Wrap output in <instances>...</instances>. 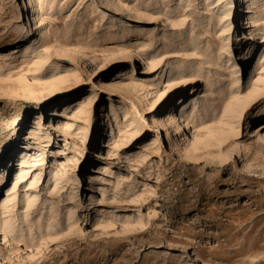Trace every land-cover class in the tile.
Instances as JSON below:
<instances>
[{"label": "rangeland", "instance_id": "374dc122", "mask_svg": "<svg viewBox=\"0 0 264 264\" xmlns=\"http://www.w3.org/2000/svg\"><path fill=\"white\" fill-rule=\"evenodd\" d=\"M35 1L0 0V264H264V0Z\"/></svg>", "mask_w": 264, "mask_h": 264}, {"label": "bare ground", "instance_id": "6f19581e", "mask_svg": "<svg viewBox=\"0 0 264 264\" xmlns=\"http://www.w3.org/2000/svg\"><path fill=\"white\" fill-rule=\"evenodd\" d=\"M35 2H36L35 0H24V5L30 6L31 12H33L32 15H35V13H36ZM251 8H255L254 2H251ZM217 19H218V21L225 20V18L221 15H217ZM248 20H249L248 23H253L252 21H250V18ZM226 25L224 23L221 24L222 28H224V30H227V32L224 33L223 35H227L230 33L229 28H227ZM124 86L125 85H124L123 81H121V80H115L114 81L113 88L111 90H113L115 97H119V96L124 94V92L127 90V88L124 89ZM256 102H254V105L256 104ZM254 105L253 104L252 105H250V104L249 105L248 104L242 105L240 107V109L238 110L239 114H242V112L246 108V106L253 107ZM83 111L84 110H82L80 108V106L73 105V106L69 107L67 112L64 113V117L68 118V119H72L76 114L83 113ZM260 112L261 113L263 112V116H264V108ZM155 114L156 115L152 121L151 126H152V131L155 133H158V134L163 133V132H170V131H172V128H174L175 126L179 130V132H181L182 130H184L185 126L189 125V122H186V118L185 119L180 118V116H178L176 114V111H172V109H169L166 107L160 108L158 111H156ZM254 126H255L254 127L255 132H261L264 129V120L255 122ZM229 127H230V125H229ZM61 128H63V126H61ZM191 128H194V132L195 133L197 132V134H200V135L192 137V139L188 138L187 145L185 147L186 151H192V152L196 151L198 149L199 144L202 142L201 138H206L208 140H214V139L217 140V139H219L218 136H220L222 134L220 131L222 129L221 126L206 127V130L202 131V132L199 131L200 129H197L193 126H191ZM34 129H29V131H28V133L30 134L27 136V138H29V141L33 140L37 137L36 134H33ZM201 133H203V134H201ZM219 140L223 141V139H219ZM14 158H15L14 164H15V169H16L15 170L16 171L15 177H17L19 179L26 177L27 176L26 172H28V173L31 172L30 169L34 168L36 166L34 164L32 157L27 152H20ZM4 180H5V177H3L1 179L0 183H3Z\"/></svg>", "mask_w": 264, "mask_h": 264}]
</instances>
